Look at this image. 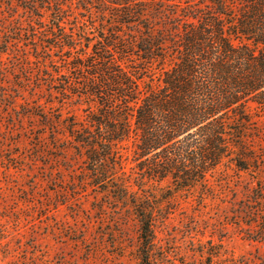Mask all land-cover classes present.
<instances>
[{
  "label": "rangeland",
  "instance_id": "rangeland-1",
  "mask_svg": "<svg viewBox=\"0 0 264 264\" xmlns=\"http://www.w3.org/2000/svg\"><path fill=\"white\" fill-rule=\"evenodd\" d=\"M94 5L64 6L61 27L95 37L115 24ZM25 7L0 0V264H140L132 195L117 198L88 184L86 157L66 129L69 120L83 122L92 105L65 91L72 56L53 46L59 19L45 7ZM129 70L141 87L150 74L159 82L158 69L141 76ZM251 111L258 168L241 170L225 159L208 174L207 188L172 189L166 180L160 190L149 181L158 206L154 264H264V109ZM134 149L132 134L120 150L131 191L144 194L134 184Z\"/></svg>",
  "mask_w": 264,
  "mask_h": 264
},
{
  "label": "trees",
  "instance_id": "trees-1",
  "mask_svg": "<svg viewBox=\"0 0 264 264\" xmlns=\"http://www.w3.org/2000/svg\"><path fill=\"white\" fill-rule=\"evenodd\" d=\"M73 1L89 11L99 2L100 14L109 13L115 24L95 37L66 32L60 21L67 18L64 6ZM157 1L165 5L156 0H18L31 13L45 7L59 19L55 25L61 34L53 33V46L67 47L72 56L70 73L63 75L65 91L92 105L83 122L69 120L66 129L86 157L87 183L117 198L132 195L140 264L156 262L158 206L149 192L153 185L146 187L149 181L160 190L166 180L172 189L207 188L208 174L225 159L241 170L261 162L249 130L256 124L253 105L264 109V0ZM136 60L137 65L128 64ZM129 67L140 76L158 69V84L150 74L151 82L141 87ZM132 134L134 184L144 194L131 191L120 150Z\"/></svg>",
  "mask_w": 264,
  "mask_h": 264
}]
</instances>
